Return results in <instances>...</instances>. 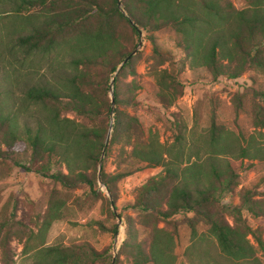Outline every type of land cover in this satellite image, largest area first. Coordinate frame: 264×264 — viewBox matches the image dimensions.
Wrapping results in <instances>:
<instances>
[{
    "label": "trees",
    "instance_id": "1",
    "mask_svg": "<svg viewBox=\"0 0 264 264\" xmlns=\"http://www.w3.org/2000/svg\"><path fill=\"white\" fill-rule=\"evenodd\" d=\"M9 2L13 12L36 13L42 19L40 24L32 25L29 35L16 39L20 52L46 55L59 48L79 46L81 54L72 58V72L63 76L59 85L47 82L23 91V99L30 106L47 113V128L37 123L20 131L16 118L0 108V159L10 158L17 146L24 144L29 151L27 165L15 167L63 186L83 185L88 189L87 200L100 198L111 205L96 191L100 158L112 146H121L119 154L131 147L130 159L162 170L137 189L132 203L123 206V212H136L138 220L124 216L125 239L114 264H174L175 239L181 228L190 231L192 249L203 244L206 251L213 243L232 264H262L256 254L264 252V241L259 230H252L242 214L246 212L264 221V175L256 186L238 192V207L226 208L221 205V197L234 194L239 185L233 161L219 166L209 164L206 177L201 180L192 167L178 174L170 149L156 133L144 135L137 118L123 109L133 106L125 96L129 97L138 86L124 81L135 74L140 52L119 71L117 68L139 44L138 32L143 33L144 40L151 45L153 59L157 60L156 96L164 111L171 109L184 91L179 73L163 68V59H168L169 52L161 51L157 34L165 30L173 32L183 63L190 68H203L215 82L219 78L235 80L248 71L264 73V0H245L247 7L242 10L222 0H119L124 12L118 7V0ZM113 78L115 108L111 112L109 93ZM244 96L240 92L232 96L237 114L243 109ZM257 96L264 102V90ZM251 114L255 127L264 129V107L255 104ZM218 131V128L211 131L216 137L212 142L216 144L222 140V132ZM174 138L180 141L178 135ZM242 156L239 165L247 157ZM63 165L67 175L53 171L55 166ZM134 174L133 171L107 174L101 165L99 181L112 203L117 200L119 183ZM56 202H51L37 224L38 231L30 230L26 235L25 247L36 246L39 264H111L109 246L101 251L85 243L44 246L46 230L61 216L59 208L54 207ZM99 225L103 230L102 224ZM109 233L115 236L116 226Z\"/></svg>",
    "mask_w": 264,
    "mask_h": 264
},
{
    "label": "rangeland",
    "instance_id": "2",
    "mask_svg": "<svg viewBox=\"0 0 264 264\" xmlns=\"http://www.w3.org/2000/svg\"><path fill=\"white\" fill-rule=\"evenodd\" d=\"M222 1L229 2L237 10L247 7L245 0ZM7 13L9 16L5 17ZM41 22L40 15L17 14L13 12L12 2L0 0V108L6 115L16 118L20 131L26 125L34 127L37 123L47 128L46 122L49 120L46 112L30 106L23 99V91L29 86L47 82L59 85L61 78L72 72V58L81 54L79 46L59 48L46 55L33 52L25 55L20 52L15 45L16 39L29 35L32 25ZM157 42L161 51L169 52L168 59H163V68L169 67V70L180 75L184 85L182 97L171 109H161L154 76L157 60L153 59L151 45L141 33L137 51L140 52V60L134 67L135 74L124 81L134 83L138 89L129 97L125 96L133 106L123 109L137 118L144 135L152 132L159 136L160 142L170 149L172 161L177 163L180 175L182 169L192 167L201 180L206 177L209 164L219 166L233 161L239 185L234 194L221 197V205L226 208L238 207V192L256 186L264 175V129L255 127L251 114L255 104L264 107V102L257 96L264 90V73L248 71L238 79L219 78L215 82L203 68H190L183 63L182 53L176 48L171 30L158 33ZM236 92L245 95L243 109L238 114L232 101ZM68 117L72 119L73 115ZM216 128L222 132L219 144L212 142L216 137L211 131H216ZM174 135L179 136V142ZM120 147L112 146L103 157L101 165L104 172L133 171L135 174L119 183L115 204L110 201L107 189L97 183L96 191L107 198L111 205L100 198L87 200L88 189L83 185L63 186L48 177L15 167V164L27 165L29 151L24 144H19L10 158L0 159V264H39L36 246L25 247L26 235L30 230L38 231L37 224L55 200L54 207L59 208L61 216L46 230L44 246L69 247L85 243L97 251L109 246L111 261L115 263V256L125 239L124 216L138 220L136 212H123V206L132 203L136 199L137 189L162 170L160 167L150 169L130 159L131 147H126V152L119 154ZM243 154L247 157L239 165L238 159ZM53 171L64 175L68 173L64 165L60 168L55 166ZM259 190L262 191V186ZM242 218L252 230H259L264 241V221L256 220L246 212H243ZM227 219L232 222L231 217L227 216ZM99 224H102L103 230ZM114 226L117 234L111 236L109 231ZM190 237L188 229H179L175 239L174 264H232L213 243L206 251L203 244L198 249H192ZM256 256L264 264V252L258 251Z\"/></svg>",
    "mask_w": 264,
    "mask_h": 264
},
{
    "label": "water",
    "instance_id": "3",
    "mask_svg": "<svg viewBox=\"0 0 264 264\" xmlns=\"http://www.w3.org/2000/svg\"><path fill=\"white\" fill-rule=\"evenodd\" d=\"M118 7H119V9L121 10V11H123V9H122V6H121V3L119 2V0H118ZM124 12V11H123ZM138 34L141 36V32L139 31L138 32ZM139 47H140V44H139V46H138V48H136L131 54H130V56H128L120 65H119V67L117 68V71H119L120 69H121V67L124 65V64H126L128 61H129V59L133 56V55H135V53L138 51V49H139ZM116 74V73H115ZM113 83H114V78L111 80V84H110V101H111V112H113L114 111V108H115V104H114V97H113ZM111 124L110 125H112V115H111V122H110ZM110 133H111V127H110V129H109V132H108V134H107V138H106V143H107V141L109 140V137H110ZM103 155H104V152L102 153V156H101V158H100V163H99V167H98V183L101 185V186H103V184H101V182L99 181V172H100V169H101V162H102V159H103ZM109 196V198H110V195H108ZM110 201H111V198H110ZM112 264H114V260L112 261Z\"/></svg>",
    "mask_w": 264,
    "mask_h": 264
}]
</instances>
